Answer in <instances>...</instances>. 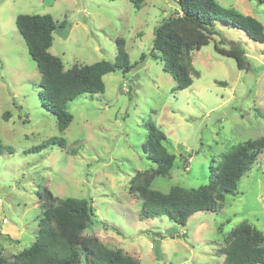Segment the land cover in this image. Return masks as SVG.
I'll use <instances>...</instances> for the list:
<instances>
[{
  "label": "rangeland",
  "instance_id": "1",
  "mask_svg": "<svg viewBox=\"0 0 264 264\" xmlns=\"http://www.w3.org/2000/svg\"><path fill=\"white\" fill-rule=\"evenodd\" d=\"M255 16L264 24L257 0H217ZM0 0V138L14 153L0 155V251L14 259L31 246L44 210L40 193L91 199L94 216L84 235L122 249L144 264H224L220 248L239 224L264 234V150L217 211L201 210L185 225L167 215L140 216L142 200L130 190L138 172L155 164L143 150L147 123L167 135L176 155L167 176L152 188H197L210 182L223 154L264 136V42L218 22L219 33L192 52L199 76L175 90L176 81L153 49L155 27L179 9L176 0ZM52 14L70 27L54 32L50 52L65 69L114 61L117 39L135 66L104 75L106 88L69 102L74 115L60 132L57 118L41 97V74L16 26L19 14ZM239 43L251 68L216 49ZM145 55L144 58L142 56ZM224 81V82H223ZM223 83V84H221ZM52 136L67 146L32 147Z\"/></svg>",
  "mask_w": 264,
  "mask_h": 264
},
{
  "label": "trees",
  "instance_id": "2",
  "mask_svg": "<svg viewBox=\"0 0 264 264\" xmlns=\"http://www.w3.org/2000/svg\"><path fill=\"white\" fill-rule=\"evenodd\" d=\"M176 1L179 9L155 27L153 37V49L161 54L164 69L176 81L175 90L191 86L194 76L200 75L193 66L192 52L208 44L220 32L218 22L264 42V24L253 15L223 6L217 0ZM257 1L264 4V0ZM140 2L143 0H134L137 7L141 6ZM16 26L38 65L43 90L40 95L56 116L60 132H64L74 119L68 110L69 102L85 93L103 92L106 88L104 75L117 69L129 72L135 66L130 61L126 40L119 37L114 61L101 60L65 69L62 58L51 53L50 48L54 32L70 27L67 19L59 22L52 14L22 13L16 18ZM216 49L234 57L239 68H251L248 54L239 43L228 48L216 44ZM146 127L148 133L143 150L155 166L138 171L130 181L131 192L142 200V218L167 215L175 223L185 225L198 211H217L264 150V136L249 140L246 145L223 154L217 167H211L208 184L191 189L176 185L163 192L152 188V182L157 176L171 173L176 155L168 149L167 135L156 123L150 121ZM51 145L65 147L67 140L52 136L32 150L41 151ZM14 150L0 138V155L12 154ZM40 198L44 210L39 217L35 242L14 259H8L0 251V264H144L95 235L83 234L95 214L90 198H60L48 187L40 193ZM220 252L224 254V264H264V234L251 224L241 223L226 236Z\"/></svg>",
  "mask_w": 264,
  "mask_h": 264
},
{
  "label": "water",
  "instance_id": "3",
  "mask_svg": "<svg viewBox=\"0 0 264 264\" xmlns=\"http://www.w3.org/2000/svg\"><path fill=\"white\" fill-rule=\"evenodd\" d=\"M45 1H46V3H48V4H50V3L53 2V0H45Z\"/></svg>",
  "mask_w": 264,
  "mask_h": 264
}]
</instances>
